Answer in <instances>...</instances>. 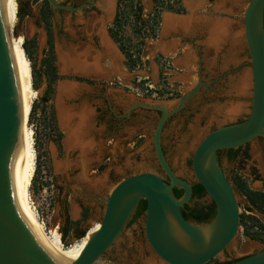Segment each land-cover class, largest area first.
I'll return each mask as SVG.
<instances>
[{
    "label": "rangeland",
    "instance_id": "obj_1",
    "mask_svg": "<svg viewBox=\"0 0 264 264\" xmlns=\"http://www.w3.org/2000/svg\"><path fill=\"white\" fill-rule=\"evenodd\" d=\"M15 1L17 20L8 35L10 41H17L20 39L21 48L24 50L25 56L30 64L32 89L37 94L33 99V112L28 120V128L32 129L33 131V145L35 150L34 171L29 185L30 204L36 213L38 221L40 223L43 222L45 232L49 235L50 231H57V233L60 235L62 245L64 247H69L75 241L84 237L87 230L93 223H99L104 209L103 199L102 206H99V204H95V206H89L91 207V210L87 215V218L81 224V227L83 226V228H86L87 226L84 235L80 236L82 232L76 234L75 231L72 230V228L74 226H78L79 223L72 225L68 222L67 226L69 232L64 237H62L64 231L62 230L63 216L61 213H64L65 211V214L71 215V211L68 210L67 206H62L61 204V199L59 197L60 195L58 193L59 190L57 187L63 184V173L59 170L56 171L54 169L53 163L54 161L60 162V157H58L57 152L59 151L58 148L60 149L61 140L64 138L65 133V143L68 133H72L75 136L71 127V123L74 121V118H79L80 122L89 120L87 123H90L92 131L94 132L95 141H97L96 143L100 144L102 143L101 141H106L109 135L108 133L104 134L102 132V129H100L102 126H96L95 105L101 106V101L103 99L93 96L94 94L99 95V93H102L103 97L106 98L112 90L111 88H118L128 93L130 97H133L138 101H145L147 103H160L169 107L174 105V102L183 93L192 88L194 83H184L183 86L178 82H174L173 79H175V77L172 75L173 68L166 66L165 60L162 58V56L160 54H156L153 50L154 46L152 44L155 36L151 35L149 31H146V29L143 28L141 29V33H134L133 28L135 27L136 30L139 31L140 27L139 22L135 19H129L128 22L119 29L118 32V35L122 38V40L130 43L132 46L138 43V41L141 39L143 42L140 53L142 63L136 69L129 70L125 66V55L120 50L117 43L112 39L110 33L107 32V28L112 26L114 14L112 17L108 18L109 23L104 25L103 28L110 42H114L120 52L123 54V56L117 60V67L119 71H116L117 69H115V64H113L112 60L110 59V55L104 51L100 39H98L96 42L97 47L93 45L92 49L96 54L101 56L97 62L101 70L98 72L99 75L96 73L87 76L79 73L62 72L57 65V51L60 49V46H62V40L60 39L59 35L58 14L54 9L52 10V19L49 25L51 27L50 29L48 27L50 31H46L41 19L43 0ZM248 1L249 0H243L242 9L245 7ZM132 2L133 5H135L137 0H115L117 9L119 6V14L124 12H129L131 14L129 10L131 9L130 5ZM139 2L142 6V18L147 20L148 15L153 9V0H139ZM25 3H28V8L30 10L29 14L26 16L18 15L17 12L19 8L25 7ZM180 7H182L181 0ZM131 11H133V9H131ZM164 11L169 10H163L161 13ZM185 11L186 9L183 8V12ZM240 17L242 21L243 13L240 14ZM98 20L99 18L96 19L95 22ZM202 39L203 37L200 39L197 38V40ZM241 42L244 45L243 38L241 39ZM77 45L74 47H77ZM79 45L78 47H80ZM84 47H86V45L80 47L78 51H82ZM147 54H149V57L146 59L144 57ZM150 63L154 67L155 64L158 66L160 75L157 79H152L151 76H148V78H150L154 83H162V79L165 78L163 81L164 83L167 84L168 82L176 89H179L180 87L181 92H178L171 98L161 99L153 98L147 94L143 96L137 95L135 91L129 86L133 85L134 79H136L137 76H142V73H144L142 70L144 67H148ZM111 65H114L112 69L110 67ZM51 67L56 75V79L51 83V86H49ZM165 69H170L171 72L163 76L162 72ZM249 70V57L247 51L244 49L242 52L241 66L236 70V72H241L243 77H248V87L245 89V91H243L244 93L239 90L238 84L240 82H238V78L231 80L232 77H229L228 74H224L225 78H223L224 81H226V90L221 99H219L217 96L215 100H212L203 108H199V110L195 112L191 121L184 126V130L180 128L179 134L182 133L183 137L185 136L188 138V141L183 145H178V143H180V140L178 139L176 141L175 147L173 148L166 147V142L164 141L165 143L163 146L165 148L166 160L180 179L187 182L195 180L191 168V156L196 144L202 137L218 126L235 123L238 122L239 119H246L248 116L251 102V76ZM243 77L242 79H244ZM64 84L71 85L74 90L72 92H70V90L65 92L66 90L63 88ZM202 86L205 87L206 85L201 84L200 89ZM58 87H61V91ZM87 93L88 96H84V94ZM58 99H61L60 102L63 104L62 106L66 109V111L69 112L67 130L60 126L57 107L58 105H56L58 104ZM107 102L108 103L105 104L103 108L110 107L112 105L110 100H107ZM192 104L193 102L191 101V105ZM134 108H137L140 111L139 113H142L145 116V135L140 137L135 145H133V148H135L134 150L139 151L138 156L132 157L135 162H126L125 157H120V159L118 158V160L113 162L109 160L105 161L101 165V168L96 170L95 167L100 164V157H98V159L96 156L92 157L91 164L95 166V172L92 173V177L90 179L91 188L87 189V194L89 192L94 194L101 193V195L106 198L111 188L118 181H120L123 177L134 173L148 171L159 176L164 175L162 170L159 168L152 146V132L158 120L159 114L157 110L147 109L140 106H136ZM89 113H91V115ZM58 137L60 139H58ZM261 142L262 140L260 141L257 139L248 142L247 147L249 150V158L242 162H238L237 159L235 161L228 162L226 161L224 154H222L220 157L221 166L226 170V172L229 173V175L233 174V168H237L241 172L248 173V170L251 168V166H254L258 171L259 177L251 182L249 188L256 191H264V149L261 145ZM69 145H72V143ZM96 181L99 182L97 183ZM234 192L239 207V213L248 217L245 224L247 226L257 223L264 225V213L256 209H252L246 197L241 194L237 188L236 190L234 189ZM85 202L89 205L94 203L93 201ZM66 228L67 227L65 225L64 229ZM132 230H136L140 236L144 237V215L138 217L137 220L131 224L128 223L124 230L125 234L123 233L114 242L115 244L113 245V248L108 252L114 256L113 259L108 260L109 258L107 253L103 255L96 264H126L125 253L120 252L118 250L119 247H116V244L122 242L124 240L123 237L125 236L128 238L127 244H131L132 240H134V243H132L131 246L134 248V253L138 254L139 258L141 257L139 264H163V262H161L152 253L146 242L142 243V245H144V247H142L141 243H138V236L135 239L131 238L130 233ZM250 230L252 233H260V231L255 227H251ZM260 238L261 240H255L245 236L243 234V227L239 223L237 233L230 244L219 256L212 259L207 264L223 261L226 258L235 260L255 253L256 251L264 248V236H261Z\"/></svg>",
    "mask_w": 264,
    "mask_h": 264
},
{
    "label": "water",
    "instance_id": "obj_2",
    "mask_svg": "<svg viewBox=\"0 0 264 264\" xmlns=\"http://www.w3.org/2000/svg\"><path fill=\"white\" fill-rule=\"evenodd\" d=\"M47 1L55 9L70 8L57 0ZM115 4L113 0L111 11L107 14L109 17L115 12ZM263 15L264 0H249L244 7L243 35L251 75L248 116L242 121L221 125L208 132L196 144L191 156L196 181L216 205L214 218L206 223H191L183 217L181 207L191 198V184L175 174L161 145L166 120L184 107L201 84H205L199 79L172 106L145 101L130 105L129 111L136 106L160 111L152 132V146L168 182L148 171L130 174L118 181L103 199L104 209L99 227L72 264H96L124 233L141 200L146 202V242L163 264H207L230 244L237 233L240 213L234 188L218 162L217 152L235 149L264 137ZM19 115V94L8 50L4 0H0V264H57L38 241L20 206L22 134ZM173 188L182 189V195L176 197ZM205 229L210 230L208 238L204 234ZM230 264H264V248Z\"/></svg>",
    "mask_w": 264,
    "mask_h": 264
},
{
    "label": "crops",
    "instance_id": "obj_3",
    "mask_svg": "<svg viewBox=\"0 0 264 264\" xmlns=\"http://www.w3.org/2000/svg\"><path fill=\"white\" fill-rule=\"evenodd\" d=\"M242 2L243 0H181L182 7L186 9L185 12L164 11L161 13L152 45L154 52L160 54L165 60L166 66L173 68L174 82L184 86V83L192 84L193 82L196 84L200 79L205 82L207 87L211 84L213 77L216 80L226 73L232 77L231 80L236 78H238V82L248 80V77H243L241 72H236L241 66L243 50L247 51L243 35V20L241 21L240 17L244 10V7L242 9ZM201 37H203L202 40H197ZM242 38L244 45L241 42ZM112 43L110 44L112 49H104V51L110 55L116 71H119L117 60L123 54L117 45ZM148 57L149 54L144 58L147 59ZM98 58L100 59L101 56L98 55ZM97 62H91L94 64V67H91L100 70ZM113 66H110L111 69ZM142 71L144 72L142 77L151 76L152 79H157L160 75L156 64L154 67L150 63ZM170 72V69L164 70L166 74ZM71 87V85L65 86V92L69 90L72 92L74 88ZM111 89L106 98L112 104L109 107L112 115V126L107 132L109 136L106 141L103 140L100 144L96 143L90 123H87L89 120L80 122L79 118H74L71 127L77 139L72 141V145H69L71 143H68L66 138V143H68L66 144L64 142L65 133L61 140L60 149L58 148L57 153L62 164L60 169L62 175L67 172L75 173L72 178V191L67 197L71 221L80 219L81 207L78 197L84 193L87 194V189L91 188L90 179L92 173L95 172V166L91 164L92 157L96 156L97 159L100 157V163L104 157H108L111 162L120 159V157H125L126 162H135L132 157L138 156L139 151L134 150L133 145L145 135L143 119L136 118L135 121L130 119V115L139 110L133 108L129 111V107L138 100L130 97L121 89ZM89 114L91 115V113ZM100 129L104 130L103 128ZM63 195L64 191L62 197ZM82 223L83 221L80 222L79 227L82 232H85L87 226L86 228L81 227Z\"/></svg>",
    "mask_w": 264,
    "mask_h": 264
},
{
    "label": "flooded vegetation",
    "instance_id": "obj_4",
    "mask_svg": "<svg viewBox=\"0 0 264 264\" xmlns=\"http://www.w3.org/2000/svg\"><path fill=\"white\" fill-rule=\"evenodd\" d=\"M92 1H94L93 5L91 6L87 5V4H91ZM57 2L63 6L70 7V8L55 9L52 6H50V4L48 3L49 4V9H48L49 25L52 19V13H53L52 10L54 9L56 13L58 14L59 35H60V39L62 40V41L60 40L62 43V46H60V50L66 52L67 55L77 54L81 56L84 60H86V62H88L89 64L91 62L98 61L99 60L98 54L94 52V50L92 49V46L95 45L97 47L96 42L98 41V39H100L102 47L105 46L103 43V38H102L103 36L106 37V40L109 43V48L111 47L110 44H112L110 40L108 39L103 26L109 23L108 21L109 16L107 14H109L111 11L113 0H101V3H99V0H57ZM79 6H82V7L78 8ZM116 10H117V4H115V12H114V16H113L114 18L112 20V23L115 19ZM98 18L99 20L95 22V20ZM44 27L47 31L50 29L51 26H48L49 27L48 29L46 25L44 24ZM107 32L110 33L109 28H107ZM77 44L78 45L80 44L79 45L80 47L84 45H86V47H84L82 51H78L80 47H78ZM76 45L77 47H74ZM103 49L107 50L108 48L104 47ZM223 77L224 75L219 76L217 79L215 78L216 80H214L213 79L214 77H213L211 79L212 81H211V84H209V86L208 85L207 87L202 86L201 89H199V91L194 96H192L189 100L186 101L184 107H182L179 111H176L175 113H173L172 115L168 117V119L166 120L163 126V130L161 134V145H162L164 155H165V148L163 145L165 142H166V147L173 148L175 147L176 141L178 139L180 140V143H178V145H183L188 141V138L185 136L183 137L182 133L179 134L180 128L184 130V126L191 121V119L194 117L195 112H197L199 108H203L208 103H210L212 100H215L217 96L219 99H221L222 95L224 94L226 90V83H225L226 81H224L225 77L224 78ZM84 96H88V93L84 94ZM93 96H97V98L103 99L101 101V106L95 105V112H96L95 121H96V126H102V128L104 129L102 130V132L106 134L111 129V126H112V115L110 113L109 107L103 108V106L108 103L107 99L103 97L102 93H99V95L94 94ZM191 101L193 102L192 105H191ZM139 112L140 111H138L137 113L136 112L132 113L130 115V119H133L135 121L136 118H140V119H143V122H144L145 116L144 114L139 113ZM157 112L160 116V111H157ZM244 119L245 118L239 119L238 122ZM256 139L260 141L262 140L261 145L264 149V145H263L264 137H258ZM247 144L248 143L238 148H235V149L219 150L217 152V159H218L220 166H221L220 157L222 154L225 155L226 161L228 162L235 161L236 159L238 160V162H242L248 159L249 150H248ZM107 160H108V157H104V160L98 166L95 167L96 170H98V168H101V165ZM222 170L235 190L237 186L236 180H235L236 175L239 176L241 180H243L247 184L248 187L250 186L251 182H253L254 180H256V178L259 177L258 171L256 170L254 166H251V168L248 170V173L241 172L237 168H233L232 170L233 174L229 175V173L226 172L224 168H222ZM91 171L93 172L94 170H91ZM74 174H75L74 172L64 173V175H62L63 184L57 187L59 190L58 193L60 195L59 197L61 199L62 206H68L67 197L70 196V193H71L70 191H72V181H73L72 178ZM161 177L165 181L168 182V179L165 175ZM189 183L191 184V198L189 199L187 203H185L181 207V213L183 217L191 223L209 222L210 220L214 218L216 214V205L214 201L207 195L206 191L196 181V179L193 181H189ZM197 185H200L202 187V192L200 194L194 193V188ZM174 189L179 190L180 196L182 195L183 193L182 189L173 188V190ZM63 191H64V195L62 197ZM260 191L264 193V191L262 190ZM104 198L105 197L102 196L101 193L94 194L91 192H89L88 194L84 193L82 194L81 197H78L79 205L81 207V216H80V219L77 220L79 224L80 222L84 221L87 218V215L89 214L91 210V207L89 206H95V204H99V206H102V199ZM85 201L87 202L93 201L94 203L92 205H89ZM65 213H66L65 211L64 213H61V215L63 216L62 217V224H63L62 230L63 231L67 230L68 228L67 224L69 221H71L69 215ZM144 213L145 211L143 212L142 215H144ZM137 218H134V215H133L129 221V224L136 221ZM199 218H201V221L198 220ZM203 219L205 220L208 219V220L202 221ZM79 224L78 226H74L72 228V230H74L76 234L82 232L79 227ZM65 225L67 227L66 229H64ZM130 234H131L132 239H135L138 236L139 238L138 243H141V245L142 243L146 242L145 236L144 237L140 236V234L137 233L136 230H132ZM123 238L124 240L116 244V247H119L118 250L120 252L125 253L126 264H139L141 257L139 258L138 254L134 253V248L131 246L132 243H134V240H132L131 244H127L128 238H126V236ZM114 244L115 243H113L112 246L103 255L107 254L113 248ZM142 247H144V245H142ZM113 257L114 256L111 255V253L110 254L108 253V258H109L108 260L113 259ZM232 260L233 259L226 258L223 261H232Z\"/></svg>",
    "mask_w": 264,
    "mask_h": 264
},
{
    "label": "bare ground",
    "instance_id": "obj_5",
    "mask_svg": "<svg viewBox=\"0 0 264 264\" xmlns=\"http://www.w3.org/2000/svg\"><path fill=\"white\" fill-rule=\"evenodd\" d=\"M15 2V0H4V19L9 55L19 94V118L22 134V168L19 202L35 232L38 241L40 242L44 250L49 254V256L57 264H72L78 258L82 249L89 240L91 234L96 231L99 227V223H93L87 230L84 237L75 241L69 247H64L60 240V235L57 233V231L52 230L50 231L49 235L45 232L43 224L38 221L36 213L34 212L30 204L29 185L34 171L35 150L33 145V131L32 129L28 128V120L33 104V99L36 97L37 94L32 89L30 64L25 56L24 50L21 48L20 39L17 41H10L8 35L17 20ZM102 38L103 43L105 45L103 47H107V50H110L111 47L109 48V43L107 42L106 37L103 36ZM57 58V65L62 72L79 73L85 75H91L100 72L99 69L96 68L97 70H95L92 68L94 67L93 63L89 64L88 62H86V60H84L81 56L77 54L67 55L66 52L59 49L57 51ZM247 81H242L238 84L239 90L241 92L245 91V89L248 87ZM65 86L67 85L64 84L63 88ZM58 88L61 91V87ZM60 100L61 99H58V104H56L58 105L57 107L59 113V122L60 126L67 130V125L69 122V112L64 109V107L62 106L63 104L60 102ZM73 138V134L68 133L67 142L72 143L73 140L77 139L76 136L74 139ZM53 166L56 171H60V169L62 168L61 162L57 161H54ZM82 180L84 181V178ZM203 231L208 238L210 230L208 231V229H205Z\"/></svg>",
    "mask_w": 264,
    "mask_h": 264
},
{
    "label": "trees",
    "instance_id": "obj_6",
    "mask_svg": "<svg viewBox=\"0 0 264 264\" xmlns=\"http://www.w3.org/2000/svg\"><path fill=\"white\" fill-rule=\"evenodd\" d=\"M132 5H133V2L130 5L133 11H131V9L129 10L131 14L129 12H124L122 14H119V6H118L115 19L112 23V26L109 28V32H110L112 39L117 43L120 50L125 55V66L129 70L136 69L142 63L141 58H140V53H141V46L143 42L141 39L138 41V43L132 46L130 43L123 41L122 38L118 35L119 29L122 28L124 24L128 22L129 19H135L140 24L139 31L136 30L135 27L133 28L134 29L133 31L135 34L141 33L142 31L141 29L143 28V29H146V31H149L151 35L155 36L156 30L158 29V25H159V17H160L161 11L169 10V11H174L177 13L183 12V8L180 7V0H153L152 12L148 15L147 20H145L142 18V15H141L142 6L139 0H137L135 5H133V8H132ZM48 9H49V4L47 0H43V7L41 10V19L47 28L49 26ZM29 11L30 10L28 8V3H25V7L19 8L17 14L25 16L29 14ZM50 69H51V73L49 75V86H51V83L54 82V80L56 79V75L52 67ZM32 112H33V105L31 108L29 118L31 117ZM58 139L60 138L58 137ZM235 180H236L237 190L246 197L251 208L264 213V193L261 191L250 189L247 186V184L243 180H241V178L237 175L235 176ZM173 192L176 197L180 196L179 190L174 189ZM201 192H202V187L200 185H197L194 188V193L200 194ZM145 209H146V202L145 200H141L138 203L136 210L134 212V218H137L140 215H142ZM247 219L248 217L246 215L240 214V225H242L243 227V234L249 238H252L255 240H261L260 237L264 236V225L257 223V224H251L247 226L245 224ZM198 220L201 221V218H199ZM207 220L208 219L206 220L203 219L202 221H207ZM69 223L72 225H76L79 222L69 221ZM251 227H255L256 229L260 231V233L250 232ZM68 231L69 229L67 228V230L64 231V234L62 237H64L68 233ZM83 235H84V232H82L80 236H83ZM236 260L238 259H235L232 261H217V262H214L213 264H230Z\"/></svg>",
    "mask_w": 264,
    "mask_h": 264
},
{
    "label": "built area",
    "instance_id": "obj_7",
    "mask_svg": "<svg viewBox=\"0 0 264 264\" xmlns=\"http://www.w3.org/2000/svg\"><path fill=\"white\" fill-rule=\"evenodd\" d=\"M162 75L164 76L166 75V73H164L163 71ZM162 80L164 81L165 78H163ZM163 81L162 83H159V82L154 83L148 77L137 76L136 79H134L133 85L129 87H131L132 90H134L137 95L143 96L147 94L153 98H158V99L171 98L175 96V94H177L178 92H181L180 87L179 89H176L175 87H172V85H170L168 82L166 84Z\"/></svg>",
    "mask_w": 264,
    "mask_h": 264
}]
</instances>
